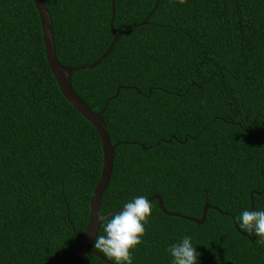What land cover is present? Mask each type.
<instances>
[{
  "label": "trees",
  "instance_id": "trees-1",
  "mask_svg": "<svg viewBox=\"0 0 264 264\" xmlns=\"http://www.w3.org/2000/svg\"><path fill=\"white\" fill-rule=\"evenodd\" d=\"M44 1L66 66L94 63L148 17L71 76L94 110L109 99L119 142L101 212L154 194L197 219L218 208L199 224L153 199L133 264H169L184 235L200 264H264V245L234 223L264 209V0H114L113 29L112 0ZM102 167L99 133L48 65L33 0H0V264H58L86 230Z\"/></svg>",
  "mask_w": 264,
  "mask_h": 264
},
{
  "label": "water",
  "instance_id": "water-1",
  "mask_svg": "<svg viewBox=\"0 0 264 264\" xmlns=\"http://www.w3.org/2000/svg\"><path fill=\"white\" fill-rule=\"evenodd\" d=\"M33 2L38 10L40 20H41L43 40L45 43V52H46L48 65L50 69L52 70L64 97L96 128L101 138L102 149H103V167H102L101 177L98 180V183L91 197L89 220H88L86 230L84 231L82 236L76 240L73 247L69 250L66 256L58 264H75L76 261L79 260L85 254H93L101 258L106 264H112V262L107 260V258L104 257L102 253H99L93 250L90 247V245L93 242L92 237L96 233H98L100 229L98 228V221H97L98 215L108 216L114 210H116L114 209L105 214L102 213L101 212V199L111 180V176H112L113 168H114L115 147L118 145L119 142L117 143L112 142L110 135L108 133V130L106 128L104 118H103V112L105 111L106 104L109 101V99L106 101L102 110L100 111L94 110L76 93L71 83V76L73 72L76 70L89 69V68H94L95 66H97L106 56H108L112 52L116 42L119 40L120 36L124 32H126L129 28L146 24L148 17L141 23L127 26L119 33L115 32L114 39L112 40L107 51L103 55H101V57H99L94 63L90 65L66 66V65L61 64L57 57V53L55 49V41H54L53 24H52L51 16L49 14V10H48V7L45 1L44 0H33ZM112 4H113V16H112V21H111V27L113 29V19L115 16L114 0H112ZM157 5L158 3L155 5V8L157 7ZM151 14L152 12H150L149 15ZM119 92H120V87L117 89V94L115 95V97L118 95ZM255 192L261 193L258 191H255ZM251 197H252V205H253L254 203L253 192L251 193ZM153 199H157L159 201L160 208L166 214L183 216L189 220L196 221L199 224H202L205 222L206 214L209 208L218 209L217 207L212 206L210 204H205L201 219H197L194 217H189V216L182 215L179 213L167 211L163 206V201H162L161 196L158 194L152 195L149 198V201L151 202ZM250 210H253V206ZM222 213L229 215L228 212H222ZM254 238H255L254 236L251 237L252 240H254Z\"/></svg>",
  "mask_w": 264,
  "mask_h": 264
},
{
  "label": "clouds",
  "instance_id": "clouds-1",
  "mask_svg": "<svg viewBox=\"0 0 264 264\" xmlns=\"http://www.w3.org/2000/svg\"><path fill=\"white\" fill-rule=\"evenodd\" d=\"M152 204L148 197L138 195L123 203L108 216L98 215L97 233L92 237L93 250L102 253L112 264H133V251L142 243L146 225L151 216ZM236 225L264 245V209L245 208L234 217ZM166 252L169 264H200V253L190 235H184L171 243Z\"/></svg>",
  "mask_w": 264,
  "mask_h": 264
}]
</instances>
